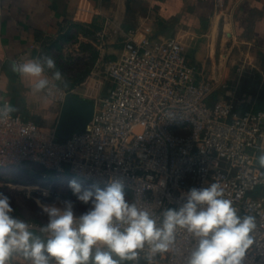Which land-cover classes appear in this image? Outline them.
<instances>
[{
  "label": "built area",
  "instance_id": "obj_1",
  "mask_svg": "<svg viewBox=\"0 0 264 264\" xmlns=\"http://www.w3.org/2000/svg\"><path fill=\"white\" fill-rule=\"evenodd\" d=\"M123 56L106 65L109 89L84 129L61 140L13 112L0 120V175L29 168L34 198L56 199L67 178L105 189L124 185L126 199L162 219L192 188L218 183L240 215L255 218L244 264H264V102L256 109L237 87L194 62L177 37L130 36ZM30 59L22 54L15 62ZM243 74V68H238ZM45 93L63 103L73 88L51 81ZM4 96L0 78V106ZM47 191L48 195L43 193ZM39 233L40 222H29ZM40 234V233H39ZM196 241L178 229L172 250L153 264H187ZM147 248L138 264H147ZM133 264V262H129Z\"/></svg>",
  "mask_w": 264,
  "mask_h": 264
},
{
  "label": "clouds",
  "instance_id": "obj_2",
  "mask_svg": "<svg viewBox=\"0 0 264 264\" xmlns=\"http://www.w3.org/2000/svg\"><path fill=\"white\" fill-rule=\"evenodd\" d=\"M12 71L29 80L35 93L49 89L48 72L51 81L68 86L50 55L14 61ZM15 111L5 102L0 106V120L9 119ZM258 163L264 168V153ZM69 187L88 205L87 210L77 215L71 200L45 205L37 198L47 217L39 235L33 224L13 214L10 198L0 192V264H11L16 256L28 264H138L146 248L147 264H153L157 255L172 250L178 229L186 230L196 241L187 264H244L254 243L255 218L240 215L232 201L224 198L218 183L192 188L180 207L167 208L159 220L128 201L119 180L94 192L82 189L75 180Z\"/></svg>",
  "mask_w": 264,
  "mask_h": 264
},
{
  "label": "crops",
  "instance_id": "obj_3",
  "mask_svg": "<svg viewBox=\"0 0 264 264\" xmlns=\"http://www.w3.org/2000/svg\"><path fill=\"white\" fill-rule=\"evenodd\" d=\"M93 31L98 35L95 66L107 65V55L119 60L130 36L177 37L184 47V39L192 37L194 54L186 52L205 67L200 62L204 50L209 56L217 55L231 40L239 46H233L237 60L246 59L252 66L249 77L254 90L247 98L249 104L259 102L257 86L264 88V0H0L1 88L16 114L44 129H56L64 102L53 101L45 92H33L29 80L12 71V64L25 53L35 58L49 43L69 38L87 42L86 36ZM106 93L80 95L74 89L72 95L95 104ZM20 174L26 175L23 169ZM11 176L1 174L0 187ZM11 264L28 262L16 256Z\"/></svg>",
  "mask_w": 264,
  "mask_h": 264
},
{
  "label": "rangeland",
  "instance_id": "obj_4",
  "mask_svg": "<svg viewBox=\"0 0 264 264\" xmlns=\"http://www.w3.org/2000/svg\"><path fill=\"white\" fill-rule=\"evenodd\" d=\"M85 34V33H84ZM86 35V34H85ZM85 37V36H84ZM87 37V42L83 41L84 38H78L79 40H68L49 43L46 47L40 49L36 53V57L41 55H50L55 61L57 68L62 72L66 82L67 88H73L77 94H89L96 96L98 93L108 91L109 83L106 80V65L95 66L97 55L96 39L98 37L97 31H93ZM75 39V38H74ZM185 49L188 54H194V41L192 37H186L184 39ZM193 42V43H192ZM193 44V45H191ZM239 48L233 41H228V48H224L217 52V55L209 56L207 48L204 50L203 59L200 62L206 65V69L215 74L217 77H221L222 80H226L231 88L237 87L238 98H248L253 94L254 85L250 80L251 65L247 63L244 52L241 55L245 61L237 60V52L233 48ZM244 51V50H242ZM240 54V52H239ZM112 62L111 56L107 55V64ZM240 62V63H239ZM249 62V61H248ZM244 69L243 74L238 73V68ZM228 71V73H226ZM50 75L51 73L48 72ZM58 83V82H57ZM59 84V83H58ZM60 86L64 87L62 84ZM259 100L260 97L257 96ZM26 175L15 173L8 179V182L3 187H0V192H3L10 198L11 205L14 209V215L26 220L27 222H40L46 223L47 217L43 214L41 207L36 203L34 193L30 187L38 185V175H31L32 172L29 168L23 169ZM75 180L82 186V189L92 190L93 192L99 188H103L94 185L91 182L67 178L61 186L62 196L56 199H40L41 204L51 205L60 204L65 200H71L74 203V211L77 215L87 210L88 205L80 202L76 195L73 194L69 187V182Z\"/></svg>",
  "mask_w": 264,
  "mask_h": 264
},
{
  "label": "water",
  "instance_id": "obj_5",
  "mask_svg": "<svg viewBox=\"0 0 264 264\" xmlns=\"http://www.w3.org/2000/svg\"><path fill=\"white\" fill-rule=\"evenodd\" d=\"M257 96L264 100V88L257 86ZM95 104L84 99L68 95L62 105L55 135L61 139H68L75 131L85 128L91 120Z\"/></svg>",
  "mask_w": 264,
  "mask_h": 264
},
{
  "label": "trees",
  "instance_id": "obj_6",
  "mask_svg": "<svg viewBox=\"0 0 264 264\" xmlns=\"http://www.w3.org/2000/svg\"><path fill=\"white\" fill-rule=\"evenodd\" d=\"M95 58H97V55H95ZM263 102L264 100L260 98L258 104L256 105V109L261 108L263 106Z\"/></svg>",
  "mask_w": 264,
  "mask_h": 264
}]
</instances>
